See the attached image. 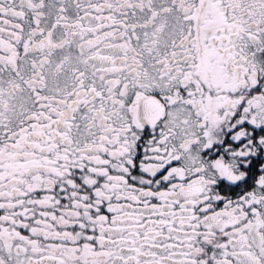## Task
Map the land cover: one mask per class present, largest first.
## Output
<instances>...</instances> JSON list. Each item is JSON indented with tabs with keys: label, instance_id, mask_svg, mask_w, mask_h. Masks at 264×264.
<instances>
[{
	"label": "snow or ice",
	"instance_id": "6c2138e0",
	"mask_svg": "<svg viewBox=\"0 0 264 264\" xmlns=\"http://www.w3.org/2000/svg\"><path fill=\"white\" fill-rule=\"evenodd\" d=\"M0 264H264V0H0Z\"/></svg>",
	"mask_w": 264,
	"mask_h": 264
}]
</instances>
